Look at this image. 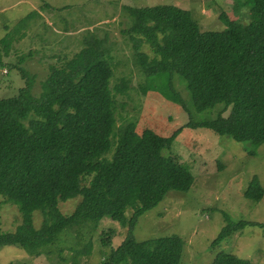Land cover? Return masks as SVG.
I'll return each mask as SVG.
<instances>
[{"label": "trees", "instance_id": "trees-1", "mask_svg": "<svg viewBox=\"0 0 264 264\" xmlns=\"http://www.w3.org/2000/svg\"><path fill=\"white\" fill-rule=\"evenodd\" d=\"M238 1V8L249 6L241 16L249 15V22L243 24L240 17L224 11L219 18L226 28L221 31H202L189 10L175 5L124 6L130 18L126 33L144 36L158 59L149 60L139 52L138 63L150 77L169 73L170 90L180 104L183 101L170 82L173 74L186 80L197 111L224 105L217 118L189 122L186 127L208 128L237 142L261 145L264 0H249L248 6ZM1 43L7 45L8 55L10 41ZM109 56L105 41L92 36L72 57L59 56L50 65L38 95L33 93L36 76L21 67L25 85L17 95L0 98V196L19 206L22 216L14 232L0 234V247L13 246L39 256L65 230L110 218L128 227V232L103 264H144L134 237L138 219L168 192L187 193L192 188L193 173L171 152L180 128L163 136L150 128L138 133L135 123H129L114 133L116 100L110 88ZM4 64L0 56V65ZM109 154L112 162L106 166L103 160ZM245 196L255 202L264 198L257 176ZM77 197L81 200L74 212L64 215L60 202ZM128 210H132L130 218ZM34 211L43 216L39 229L33 224ZM247 226L264 229V223L229 222L212 245ZM102 235L103 245L110 246L114 230L108 228ZM159 246L170 264L181 263L184 241L180 237L162 238ZM213 264L253 263L222 251Z\"/></svg>", "mask_w": 264, "mask_h": 264}, {"label": "rangeland", "instance_id": "rangeland-1", "mask_svg": "<svg viewBox=\"0 0 264 264\" xmlns=\"http://www.w3.org/2000/svg\"><path fill=\"white\" fill-rule=\"evenodd\" d=\"M238 2L248 6L249 0ZM236 3L237 0H0V56L5 63L0 65V98L17 95L25 85L21 67L36 76L33 93L38 95L50 65L56 64L59 56L72 57L94 36L110 48V88L116 100L114 133L129 123H135L138 133L150 128L163 136L181 129L171 152L193 173L195 181L189 192H168L158 206L138 219L134 237L144 264H170L159 241L173 235L184 241L180 264H213L222 251L253 264H264V229L260 227L247 226L221 244L212 245L229 222L264 223V198L255 202L245 196L254 176L264 188V144L237 142L208 128L186 127L189 122L217 118L224 105L197 111L181 75L173 74L170 82L182 104L173 98L169 73L151 77L144 73L137 54L141 52L149 60L158 56L143 35L126 33L130 18L123 8L175 5L189 10L202 31H221L226 28L219 18L224 11L232 18L240 17L237 19L243 24L249 22V15L241 17L249 12V6L238 8ZM3 39L10 41L8 55ZM111 157L109 154L104 158L106 166L111 164ZM89 180L87 177L84 183ZM80 200L77 197L60 202L59 209L71 215ZM126 215L130 218L132 210ZM21 221L19 206L0 196V234L14 232ZM42 222L41 212L34 211L35 228L39 229ZM108 228L115 235L111 245L104 246L102 234ZM127 232L128 227L104 218L65 230L39 256L2 246L0 264H103Z\"/></svg>", "mask_w": 264, "mask_h": 264}]
</instances>
